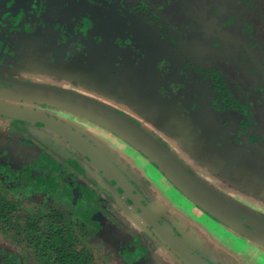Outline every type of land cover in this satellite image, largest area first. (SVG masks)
Returning a JSON list of instances; mask_svg holds the SVG:
<instances>
[{
    "label": "flooded vegetation",
    "instance_id": "af4514ba",
    "mask_svg": "<svg viewBox=\"0 0 264 264\" xmlns=\"http://www.w3.org/2000/svg\"><path fill=\"white\" fill-rule=\"evenodd\" d=\"M216 1L0 0V86L16 89L17 82L108 106L148 128L193 174L209 183L199 173L207 168L230 187L239 166L237 157L264 145V42L255 33L251 14L244 17L242 31L233 33L240 19L232 11L227 16L231 22L224 23ZM16 68L44 78L17 77ZM110 81L113 88L108 86ZM0 103L35 114L18 118L0 113V181L4 184L0 188L9 193L18 186L9 194L46 199L71 218L76 235L80 228L89 245L100 241L107 251L101 245L99 249L108 261L119 255L127 264H185L156 234L154 223H158L181 239L190 233L202 243L198 247L184 241L191 251L209 264H221L185 218L172 225L164 215L173 211L171 207L158 200L150 182L120 151L111 148L109 143H115L111 136L148 159L116 133L58 106L4 98ZM57 124L101 152L124 176L131 195H125L65 140L54 127ZM187 137L199 144L198 151L188 149ZM6 142L27 153L10 149ZM224 146L236 147L239 155L232 154L214 171L210 159L214 150ZM6 165L9 169L4 171ZM22 169L31 177L44 178L41 185L22 184ZM139 205L150 210L148 218L140 216ZM245 205L264 215L262 205ZM83 248L94 260L91 250Z\"/></svg>",
    "mask_w": 264,
    "mask_h": 264
},
{
    "label": "water",
    "instance_id": "95a60500",
    "mask_svg": "<svg viewBox=\"0 0 264 264\" xmlns=\"http://www.w3.org/2000/svg\"><path fill=\"white\" fill-rule=\"evenodd\" d=\"M15 84L17 86L16 89L0 86V98L46 103L75 111L90 118L116 133L120 138L141 152L193 204L240 236L264 247V215L225 195L201 177L193 174L182 158L145 126L130 120L108 106L79 95L59 90L34 88L31 85H21L17 82ZM0 113L18 118H34L26 116L31 114L35 116L30 111L2 103H0ZM60 126L62 125H54L65 140L73 144L100 172L114 182L115 186L121 189L125 195H131V187L129 189L125 187L128 183L124 176L104 158L101 152L76 132L64 126L59 128ZM139 208L142 212L140 216L143 219L151 215L150 210L142 205H139ZM154 225L157 228L156 234L159 238L185 264H209L205 259L193 253L184 243V240L179 238L173 231L162 227L159 228L158 223H154Z\"/></svg>",
    "mask_w": 264,
    "mask_h": 264
},
{
    "label": "rangeland",
    "instance_id": "374dc122",
    "mask_svg": "<svg viewBox=\"0 0 264 264\" xmlns=\"http://www.w3.org/2000/svg\"><path fill=\"white\" fill-rule=\"evenodd\" d=\"M229 1L231 0H217L216 2L219 3L215 2L216 7L219 8L221 20L223 19L225 21L224 23L229 24L231 20H228L227 16L230 12H235L236 17L240 20L237 21L238 25L234 28L233 33H239L244 28V17L246 16V14L247 17L249 16V14H251L254 18L253 20L255 23V33L256 35H258V39L264 42V0H237L235 5H232V3L229 5ZM210 16H212L211 13ZM16 70H18V72L13 73V75L17 77H23L25 79H32L34 77L35 80L37 78H44V76L41 74H31L23 72L21 71V68H16ZM51 80L48 79V81ZM62 116L65 117L66 115L63 114ZM101 138L103 140H106V138L104 137ZM111 139L115 140L114 144L108 142L111 146H113L111 148L120 151L123 159L131 164L134 169L140 171L145 176V178L152 185L154 191L157 193L158 200L161 203H163L165 206L171 207L174 212L180 213L184 216L185 220L190 224L191 229L196 232V234H198L202 239L204 247H209L210 253L213 254L218 262H220L221 264H264L263 247L248 240L245 237L240 236L199 208H196L195 210L193 208L194 205L187 201L178 190L172 187L162 176L161 172H159V170L153 164H151V162L143 158L132 147L126 145L123 142L119 143L118 139L116 141V138L112 136ZM6 144L9 145L10 149L12 150H21V152H23L24 154L27 153L25 148H21L20 146H17V144L9 142H6ZM181 154L185 155L183 151L181 152ZM186 157L188 158V156ZM3 167L4 171H7L9 169V165ZM21 172L23 173L21 177L22 184L27 187L28 185H30V188H37V185L40 186L42 180L44 179L42 177L38 178L36 176L31 177L30 172L25 169H22ZM199 173L209 183L218 187L228 195L234 196L236 200H243L242 197L236 194L235 191L232 190L226 182H218L217 177H215L209 169L203 168ZM2 186H4V184L2 183V181H0V187ZM17 187L18 186H14L13 189L9 190V193L16 192ZM22 195H24L22 196V198H24L23 208L31 212L37 210V208L39 207L38 204L40 202L44 204L47 201L43 197L39 199H31V195ZM86 196L88 199L91 198L90 193H86ZM257 207L260 208L259 206ZM77 235L79 237V246L87 247L89 250H91L94 258V264H127V262L119 255H113L110 261H108L105 254L102 253V251L104 252V250L107 251L105 246L100 241H94L92 245H89L86 241L87 237L82 234L80 228H77ZM206 240H208V243L205 245V243L207 242ZM99 245L103 247L100 248ZM0 246H2L3 248L5 247L7 250L20 252L19 247L15 246L8 240H5L2 236H0ZM99 248L103 250L101 251ZM205 257L207 259L212 258V256L211 258L207 257L206 254Z\"/></svg>",
    "mask_w": 264,
    "mask_h": 264
},
{
    "label": "trees",
    "instance_id": "16d2710c",
    "mask_svg": "<svg viewBox=\"0 0 264 264\" xmlns=\"http://www.w3.org/2000/svg\"><path fill=\"white\" fill-rule=\"evenodd\" d=\"M23 208V199L0 188V236L20 252L0 246V264H94L79 246L71 218L53 205Z\"/></svg>",
    "mask_w": 264,
    "mask_h": 264
},
{
    "label": "crops",
    "instance_id": "0c3cea01",
    "mask_svg": "<svg viewBox=\"0 0 264 264\" xmlns=\"http://www.w3.org/2000/svg\"><path fill=\"white\" fill-rule=\"evenodd\" d=\"M110 82L111 83L108 86L109 88H113L114 86L112 81ZM126 87L128 88V86ZM190 139L191 137H187V140L184 143L189 146L188 149L192 148L191 152L194 153V151H198L197 149L199 144L197 142H192ZM234 153L239 155L236 147L232 146H224L219 150H214V154L210 159L209 167L214 171L219 170L228 160V158ZM237 160L239 162L238 170L229 182L230 187L235 191L236 194L242 197V201L245 204H249L254 208L260 204L264 209V145L258 146L254 153L242 152V155H239ZM252 176H255L254 182L249 183L248 179ZM164 215L167 216L172 225H177L180 222L183 223L184 221V216L177 212H164ZM183 236V240L186 243L195 245L197 244L198 247L202 246L201 241H199L190 233H184Z\"/></svg>",
    "mask_w": 264,
    "mask_h": 264
}]
</instances>
